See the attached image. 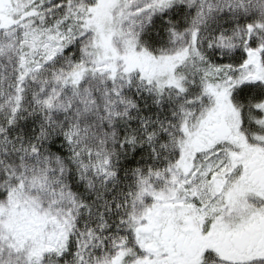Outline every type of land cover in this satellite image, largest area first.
I'll list each match as a JSON object with an SVG mask.
<instances>
[{
	"label": "snow or ice",
	"instance_id": "1",
	"mask_svg": "<svg viewBox=\"0 0 264 264\" xmlns=\"http://www.w3.org/2000/svg\"><path fill=\"white\" fill-rule=\"evenodd\" d=\"M0 264H264V0H0Z\"/></svg>",
	"mask_w": 264,
	"mask_h": 264
}]
</instances>
